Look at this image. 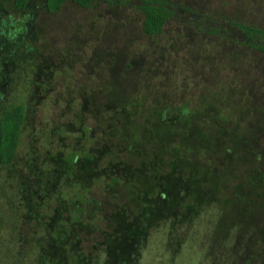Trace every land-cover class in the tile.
<instances>
[{
	"label": "rangeland",
	"instance_id": "374dc122",
	"mask_svg": "<svg viewBox=\"0 0 264 264\" xmlns=\"http://www.w3.org/2000/svg\"><path fill=\"white\" fill-rule=\"evenodd\" d=\"M42 1L19 10L0 0V46L20 41L0 48V103L25 107L14 159L0 163L1 219L13 221L19 180L35 179L24 166L33 155L54 173L52 188L49 181L40 189L51 195L45 214L58 212L70 230L60 249L73 259L54 264H264V181L250 183L256 171L264 179V53L235 25L264 27V0H164L172 14L155 35L141 29L142 0H92L86 8L64 1L53 11ZM185 110L191 134L179 124L189 120ZM67 150L78 165L57 175L62 165L53 157ZM177 152L198 165L180 172L185 193L152 205L147 217L155 219L119 242L128 263L111 259L103 242L111 216L161 196L157 175L173 182L165 164ZM3 225L0 242L9 244L0 246V264H35L32 255L18 257L12 224ZM120 232V240L131 235ZM43 240L47 249L61 239Z\"/></svg>",
	"mask_w": 264,
	"mask_h": 264
},
{
	"label": "trees",
	"instance_id": "16d2710c",
	"mask_svg": "<svg viewBox=\"0 0 264 264\" xmlns=\"http://www.w3.org/2000/svg\"><path fill=\"white\" fill-rule=\"evenodd\" d=\"M64 1H72L75 4L79 5L80 7L86 8L90 5L92 0H43L42 5L45 8V10L53 11L54 9H57L61 5V3H63ZM26 2H27V0H12V6L15 9H23L26 5ZM139 8L142 12L141 29L144 33H146L148 35L158 34L161 31L165 20L168 19L169 16L172 14V10L169 9L168 4L165 3L164 0H142V3L139 6ZM19 25L22 27L23 22H20ZM235 25L245 33V35L247 37L245 42L250 47H253V48L264 53V41L260 42L256 38V36H259L260 38L264 39V27L257 26V25H251V24H241V23H237ZM16 27L14 28L15 32L17 31V30H15ZM3 39H5V38H3ZM9 40H11V41H9ZM15 42H20V41H14L12 39H8V40L5 39V42H3L4 43L3 46H0V48H3V47L4 48H6V47L11 48L13 46V43H15ZM4 78L5 77L2 76V79H4ZM2 79L0 78V81ZM0 96H2L1 91H0ZM0 102H2V97H0ZM24 112H25V107H24L23 103H21V102L9 103V104L0 103V163H2V164H9L14 159V155L16 152V146H17L18 139L20 136L21 125L23 123V119L25 116ZM187 113L189 114L188 115L189 120L183 119L182 121H179V124L181 126L182 133H183V127L184 126L187 127L189 125L186 128V130L188 132L187 131L186 132L188 134H191L192 133L191 132V130H192L191 125L193 126V124H192L193 119L190 117L191 112H189V110L188 111L185 110L186 115H187ZM172 121L175 122L174 120H172ZM187 136H186V134L182 135V137H187ZM196 137H198L201 140V138L199 136H195V138ZM200 142H202V141H200ZM65 153H68L69 156L65 157L64 154H62V155H57L56 158L53 157L55 161L57 160L58 163H60V165H62V168L57 172V175L66 176L65 174H67L68 172H70L71 175H73L74 172L72 170H74L78 165L77 160L75 158H73L74 154H77L76 152H74L72 150H67ZM79 157L80 156L78 154V158ZM90 158H91L90 154H88V153L85 154L84 160L86 162H89ZM186 159H187V157L185 156V154L177 152L168 162H166L165 166H166L167 172L171 171L173 173V175H176L175 178L173 179V182H171V180L166 181L165 178L160 177L159 174L157 175V176H159V178H158L159 185H158V190H156V193H161L162 194L161 196L156 194L158 197H156V195H154V196L149 197V200H146V201L144 200L143 206L139 207V211L137 213H134L132 215L126 214L124 207H122L121 210H117L116 213L111 216V219L114 222V224L111 227V232H109L110 236L106 235V232H104L105 240H103L111 259H115L116 261L123 260V261H126L128 263L131 259L128 257V255H127V257L126 256L122 257V255H121L122 254V247L120 246L119 242L124 241V239L126 237H128V239L129 238L131 239L132 237L137 238L138 235L140 233H142V228H140L138 226L140 224L144 225V224L150 222L152 219H155L154 217L151 219H150V217H147L149 214L148 212H149L150 208H152L151 207L152 205L156 206V207H158L159 203H161V205H164V203H167V201L169 200L171 193L172 192L174 193L175 190H179V193H181V192L185 193V190L183 191L184 185H182V184H184V183H182V177H181L182 175L180 174V172L182 170H184L185 173H188V171L193 172V170H195L198 167V165L195 166V164H193V162H189V163L185 162ZM29 161H30V163H29ZM41 161L42 160L38 161L32 155L31 157L30 156L28 157L27 164L24 166L29 167L30 169H33L30 174H32V177L35 179H33L32 182L37 184V185L40 184L41 191H42V189L44 187L46 188L49 181L51 183L50 188H52V182H51V179L48 178V172L51 175H54V173H52L51 170H49V168L44 166V164L41 163ZM74 164H76V166H74ZM84 168H88L87 171L89 172V174L92 173V169H93L92 166H88L85 164ZM155 168H156L155 165L153 167L151 166L150 169H152V173H153V170ZM137 169L141 170L142 167H139V168L137 167ZM134 170H135L134 168H130L126 172H128L132 176L135 174L137 177L136 182H138L140 180V179H138V177L140 176V172H138V171L134 172ZM42 175H44L45 178H43ZM251 177H252V179L250 180V183L252 185H255L256 183L258 185L259 183L264 181L261 173L257 172V171ZM46 179H48V180H46ZM113 179H114V177H112V180ZM177 179L178 180L180 179V181L176 182ZM42 180H45L44 183L42 182ZM136 182L135 181L132 182V185H135ZM178 185H180V186H178ZM180 187H182V190L180 189ZM188 188H190L189 191L191 192V189H193L194 186H191L189 183ZM144 189H148V188H144ZM53 190H55V189H53ZM167 194H169V195L167 196ZM42 195L46 200H49V197L51 196L50 192L46 195L42 193ZM240 195L241 194H239V193H235L234 194V201L239 200V198H241ZM176 199H177L176 204L180 203V196ZM184 206H185V209H187L185 204H184ZM172 207H173V205H172ZM174 207H176V205ZM1 210L3 212H7V210H5V209H0V212H1ZM11 210H13V208ZM159 214H161V216H162V215H165V212L163 211ZM44 215L46 216L45 213H44ZM58 216H59L58 212L55 214L53 212V215L46 216V221H47V223H49L53 220L55 225L62 227V229H59V231H61V232H59L57 230L52 231V230H50L48 225L45 224V228H46L45 235H46V237H44V239L47 238L48 241H53V238H60L61 240L59 242L61 245L56 243V246L52 245L51 247H49L47 249H46V245L44 244L43 239H39V245L36 242L35 246L32 245V247H31L30 244L33 242V239H28L27 245H24V241L26 239H24L23 233H20V232L17 233V230L14 227V225L12 224V221L11 222L5 221V220L1 219V217H0V227L1 226L3 227L4 223L7 224L9 222L12 224L11 235L14 236L16 234L17 235L16 238L18 241H15V242H19L18 250H17V254L19 255L18 256L19 258L25 259L26 257H29V255H32L33 256L32 259L35 260L34 263H37L39 261L40 264H54V263H52L54 261H55V263L60 262L59 257H61V256H62V258L69 257L71 260L73 259V253H71L70 250L61 251V249L62 248L64 249V247L66 246L65 243H63V244L61 243L62 237L64 236L63 234H64V232L66 233L67 231H70V230L67 227H65L66 225L63 223L62 219H58L59 218ZM117 216H119V221L116 219V218H118ZM74 221L75 220L72 219V220H70V223H72ZM119 222H120V226L124 229V232H126V233L131 232V235L125 236L121 240L119 239L121 237L120 236L121 227L118 226ZM63 225H65V226H63ZM70 225H72V224H70ZM58 228H60V227H58ZM113 231L116 233L114 234ZM59 233L62 234L61 235L62 237L58 236ZM21 235H22V237H20ZM5 239H6V237H5ZM128 239L126 241L128 243H130L128 241ZM0 243H1L0 246H5L6 243L9 244V242H7V241H1ZM4 243H5V245H4ZM114 243H116V245ZM7 246L8 245H6V247ZM116 247H118V249L120 251L118 253H116V255H114L115 254L114 249ZM26 248H29V250L27 251ZM46 251H50L49 252L50 253L49 258H48L47 253H45ZM76 255L78 258L75 257V259H77V261H78L80 258H82V256L84 254L82 253L80 255V253L77 251ZM79 255H80V257H79ZM50 261H51V263H50ZM108 261H109V259H106L107 264H108ZM65 264H73V263H70L68 261V258H67V260L65 261ZM78 264H82L80 260L78 261ZM115 264H119V262H116Z\"/></svg>",
	"mask_w": 264,
	"mask_h": 264
},
{
	"label": "flooded vegetation",
	"instance_id": "af4514ba",
	"mask_svg": "<svg viewBox=\"0 0 264 264\" xmlns=\"http://www.w3.org/2000/svg\"><path fill=\"white\" fill-rule=\"evenodd\" d=\"M29 1L30 0H27L25 7L27 5H30ZM19 10H21V9H19ZM23 124H24V119H23V123L21 125V128H22ZM29 163H30V161H29ZM30 173H29V175H30ZM20 176H22V175H20ZM28 179L30 180L29 177H28ZM21 185H22V187H21ZM33 185H35V187ZM19 186H20L19 191H24V193H22V196L19 195V197L17 199L12 200L11 207H14L13 208L14 216H13L12 224L16 228L17 233H19V232L23 233L24 239H26L24 241V245H27L28 239H33V242L30 244L32 247V245L35 246L36 242L39 245V239H43L44 237H46V235H45V231H46L45 224H47L48 227L50 228V230H52V231H56V230L59 231V229H61L62 227L60 226V228H58V226L55 225L53 220L51 222L47 223L46 216L44 215V213H45V207L46 206L48 207L49 200H46L43 197V195L40 191V189H41L40 184L37 185L33 182H32V184H30V182L27 183L26 182V176H25L24 179L19 180ZM24 187L33 188V189L35 188V189L32 190L30 193H28V190H26ZM37 189L39 191H36ZM2 206L3 205H1L0 207H2ZM18 210L20 212H23V213L19 214ZM58 235L61 236L62 234L60 235V233H59ZM63 235L65 236V232ZM20 237H22V235ZM26 249H27V251L29 250V248H26ZM35 264H40V262L38 261Z\"/></svg>",
	"mask_w": 264,
	"mask_h": 264
}]
</instances>
